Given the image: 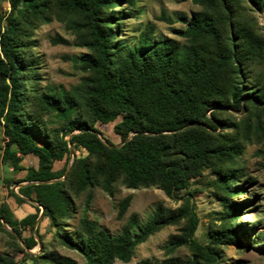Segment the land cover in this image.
Returning a JSON list of instances; mask_svg holds the SVG:
<instances>
[{"label":"trees","instance_id":"1","mask_svg":"<svg viewBox=\"0 0 264 264\" xmlns=\"http://www.w3.org/2000/svg\"><path fill=\"white\" fill-rule=\"evenodd\" d=\"M119 1L9 0L10 12L0 16V124L7 139L3 160L21 170L23 156L38 158L37 169H26L22 182L27 184L20 193L38 204L36 210L42 208L61 242L79 251L88 264L127 263L139 244L183 219H187L183 235L172 236L169 244L172 249L187 246L191 258L156 263L146 259L138 264H218L221 247L239 244L246 233L233 222L239 209L233 197L244 191L236 185L240 171L233 165L245 145L261 139L264 132V78L254 72L264 57V34L254 13L264 9V0H192L201 11L182 20L185 28L176 31L182 42L173 38L152 42L144 33L137 46L117 36L118 26L124 25L113 10ZM54 17L67 22L91 54L78 61L88 75L77 87L44 93L30 55L31 35L39 23ZM242 108L241 120L234 119L233 124L219 115ZM49 113L62 120L60 128H48L44 117ZM119 116L114 132L122 144L117 146L103 140L94 125ZM70 145L91 158L86 186L109 194L121 182L132 189L157 187L181 200L179 192L187 190L189 181L211 170L217 176L214 195L225 211L223 226L212 229L211 241L201 244L195 238L198 216L185 198L188 206H160L146 224L133 216L117 236L84 217L76 231L81 244L70 240L59 232L74 211L66 181L61 180L66 168L53 169L56 161L70 157ZM130 201L129 196L121 202L119 217ZM37 217L30 214L18 221L5 205L0 229L6 231L5 222L21 237L19 227L33 226ZM23 243L26 253L42 241L33 235ZM39 259L41 264H77L54 253Z\"/></svg>","mask_w":264,"mask_h":264},{"label":"rangeland","instance_id":"2","mask_svg":"<svg viewBox=\"0 0 264 264\" xmlns=\"http://www.w3.org/2000/svg\"><path fill=\"white\" fill-rule=\"evenodd\" d=\"M113 10L120 13L124 25L118 26L117 36L133 46L140 44V37L144 33L151 35L152 42L162 39H178L176 31L185 28L182 20L190 19L193 14L201 11L200 6L192 0H120ZM10 12L9 0H0V16ZM259 21V30L264 34V9L255 12ZM68 23L54 17L52 21L39 23L33 29L31 42L34 44L30 51L31 57L37 63L40 89L44 93L69 92L77 87L82 79L88 75L79 64L82 56L91 54L86 46L79 43L76 32ZM58 40V41H55ZM254 72L264 78V57L262 63L255 67ZM1 86V80H0ZM264 105V104H262ZM228 113L219 115L229 124L233 120H241L244 113L227 109ZM48 128H60L62 120L56 114H46L44 117ZM121 121L119 116L108 124L96 122L94 127L99 131L103 140L114 145H121V137L114 132V126ZM264 127V116L262 118ZM219 130L220 131V127ZM230 131V130H229ZM78 132V131H76ZM69 137H66L68 139ZM264 132L261 137L253 138L245 145L240 157L235 160L233 167L240 171L237 186L243 187L238 196L233 197L237 205L238 216L234 224L242 226L246 233L241 237L239 244L224 245L221 247V257L218 264H264ZM7 139L4 137L3 126L0 124V210L7 206L13 218L21 221L30 214H37L34 225L20 226L19 237L8 225L0 229V255L4 258L3 264H41L39 257L43 254L54 253L60 259H71L77 264H88L84 256L77 250L69 248L61 242V238L52 228L48 218L42 216L41 211L35 209L38 204L30 203L29 198L20 193L19 188L26 176V169L38 168V158L29 154L23 156L21 170H14L8 161L3 160ZM14 150L15 148L12 147ZM72 154L61 161L54 163L55 171L65 170L61 180L66 181L67 190L74 204V211L65 219L62 231L68 238L78 242L76 231L82 226V219L88 217L96 226L110 236L122 233L123 228L135 216L141 224H146L154 215L157 208L178 209L193 204L199 219L195 238L201 244L211 241L210 232L223 226L225 220L224 208L214 195V184L217 176L211 170H204L202 174L188 183V188L179 192L181 200L169 198L157 187H139L132 189L123 183H117L111 194L101 188L86 186L87 166L91 158L82 148L70 145ZM186 191L189 195L186 194ZM131 197L130 205L122 217H119L121 202ZM187 198V199H184ZM187 200V201H186ZM187 226V219L178 224L165 226L151 235L145 242L139 244L131 260L123 263L119 260L115 264H138L149 259L153 262H162L169 258L187 261L192 252L187 246L172 249L169 241L172 236L183 235ZM38 229V230H37ZM35 235L42 244L27 249L23 243ZM27 253L29 255H27Z\"/></svg>","mask_w":264,"mask_h":264},{"label":"water","instance_id":"3","mask_svg":"<svg viewBox=\"0 0 264 264\" xmlns=\"http://www.w3.org/2000/svg\"><path fill=\"white\" fill-rule=\"evenodd\" d=\"M128 140H129V139H128ZM119 146H120V145H119ZM71 153H72V150H71ZM24 185H26V184H22L21 187L24 186ZM29 201H30L31 203H33V204L35 203L32 199H29ZM3 224L7 226V224H6L5 222H3ZM37 240H38V239H37Z\"/></svg>","mask_w":264,"mask_h":264},{"label":"crops","instance_id":"4","mask_svg":"<svg viewBox=\"0 0 264 264\" xmlns=\"http://www.w3.org/2000/svg\"><path fill=\"white\" fill-rule=\"evenodd\" d=\"M27 184V183H26ZM33 200V199H32ZM31 203V202H30ZM33 204V203H32Z\"/></svg>","mask_w":264,"mask_h":264}]
</instances>
